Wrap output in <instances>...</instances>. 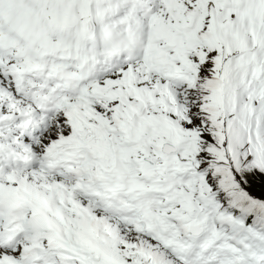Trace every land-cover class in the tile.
Here are the masks:
<instances>
[{"label":"snow or ice","instance_id":"6c2138e0","mask_svg":"<svg viewBox=\"0 0 264 264\" xmlns=\"http://www.w3.org/2000/svg\"><path fill=\"white\" fill-rule=\"evenodd\" d=\"M0 264H264V0H0Z\"/></svg>","mask_w":264,"mask_h":264}]
</instances>
